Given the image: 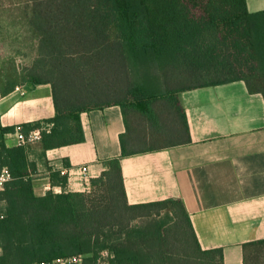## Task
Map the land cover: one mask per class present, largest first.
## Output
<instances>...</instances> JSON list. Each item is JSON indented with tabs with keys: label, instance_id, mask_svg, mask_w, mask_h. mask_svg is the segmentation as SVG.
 Listing matches in <instances>:
<instances>
[{
	"label": "trees",
	"instance_id": "obj_1",
	"mask_svg": "<svg viewBox=\"0 0 264 264\" xmlns=\"http://www.w3.org/2000/svg\"><path fill=\"white\" fill-rule=\"evenodd\" d=\"M26 1L37 38L26 81L50 85L55 113L21 126L22 132L42 129L43 151L78 144L84 141L80 114L109 106L120 107L125 131L120 155L90 180L98 200L66 191L67 176L60 172H51L50 179L61 192L36 196L27 145L7 147L3 136L14 128L0 127V170L10 174L0 191V264L74 255L94 264L104 250L109 264H223L221 249H201L181 199L127 203L120 160L190 142L180 92L243 81L264 100V11L249 13L246 0ZM159 72L162 91L154 75ZM176 77L193 83L170 89ZM166 205L174 207L175 217L130 225ZM172 228L181 242L175 251L164 244ZM243 252L244 264H259L264 239L245 244Z\"/></svg>",
	"mask_w": 264,
	"mask_h": 264
},
{
	"label": "crops",
	"instance_id": "obj_2",
	"mask_svg": "<svg viewBox=\"0 0 264 264\" xmlns=\"http://www.w3.org/2000/svg\"><path fill=\"white\" fill-rule=\"evenodd\" d=\"M246 9L264 11V0H246ZM4 92L2 128L54 116L49 84H14ZM178 100L190 142L122 158L126 201L133 205L181 199L201 249H221L223 264H244L243 246L264 239V100L250 94L243 81L183 91ZM80 122L81 143L46 151L38 142L26 146L28 161L36 167L29 176L36 196L60 193L50 175L64 169L66 191L82 192L87 181L100 176L106 160L120 155L125 125L119 106L83 112ZM3 138L7 147L19 146L13 132ZM83 166L87 181L77 170Z\"/></svg>",
	"mask_w": 264,
	"mask_h": 264
},
{
	"label": "rangeland",
	"instance_id": "obj_3",
	"mask_svg": "<svg viewBox=\"0 0 264 264\" xmlns=\"http://www.w3.org/2000/svg\"><path fill=\"white\" fill-rule=\"evenodd\" d=\"M28 12L29 4L26 0H0V94L11 84L27 83L26 71L37 58V38L28 25ZM154 75L159 90H164L163 74L159 72L154 73ZM189 83L193 82L191 80H178L176 77L171 81L169 88L177 89ZM83 192L95 195L90 186ZM95 199L99 200V195H95ZM173 209L172 205L152 208L150 211L143 212V217L149 218L136 219L130 225L143 227L149 221H165L164 217H175L172 216ZM167 223L168 227L172 225L169 221ZM165 237L167 238L164 242L165 246L174 251L180 247V235L173 228L165 232ZM259 264H264V254L259 257Z\"/></svg>",
	"mask_w": 264,
	"mask_h": 264
},
{
	"label": "built area",
	"instance_id": "obj_4",
	"mask_svg": "<svg viewBox=\"0 0 264 264\" xmlns=\"http://www.w3.org/2000/svg\"><path fill=\"white\" fill-rule=\"evenodd\" d=\"M41 131H42V129L38 128V129L31 130L27 133H23L21 126H16L14 128L13 134H14L17 142H18V145L24 146V145L39 142V140L41 138ZM77 170H78L80 176L85 181H87V179H86L87 178V167H85V166L79 167ZM61 174L67 175L66 169H64L61 172ZM9 179H10L9 171L6 168H2L0 170V191L3 189V185L9 181ZM89 186H90V180L87 181V184H86V187L84 190L88 189ZM1 204L2 203L0 202V219H2L4 217V215L1 211V206H2ZM110 257H111L110 253L108 251L104 250V251L99 253V256L96 259L94 264H109ZM83 260H84L83 255H74V256L67 257V258H56V259H53L49 262L43 261V262H39L37 264H83Z\"/></svg>",
	"mask_w": 264,
	"mask_h": 264
}]
</instances>
